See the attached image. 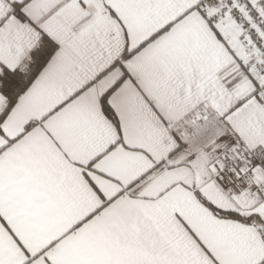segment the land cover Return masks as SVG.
Masks as SVG:
<instances>
[{
  "label": "snow or ice",
  "instance_id": "snow-or-ice-1",
  "mask_svg": "<svg viewBox=\"0 0 264 264\" xmlns=\"http://www.w3.org/2000/svg\"><path fill=\"white\" fill-rule=\"evenodd\" d=\"M0 264H264V0H0Z\"/></svg>",
  "mask_w": 264,
  "mask_h": 264
}]
</instances>
